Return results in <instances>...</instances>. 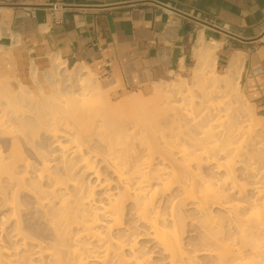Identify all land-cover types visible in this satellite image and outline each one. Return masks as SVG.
<instances>
[{"label": "bare ground", "instance_id": "bare-ground-1", "mask_svg": "<svg viewBox=\"0 0 264 264\" xmlns=\"http://www.w3.org/2000/svg\"><path fill=\"white\" fill-rule=\"evenodd\" d=\"M207 47L200 52L215 56ZM214 59L194 70L218 98L198 102L185 81L159 83L154 102H124L154 108L144 118L113 105L87 66L61 58L44 71L49 90L11 89L7 105L17 106L0 110L11 144L0 148V208L16 243L0 235V264H159L138 240L141 227L165 264H264V116L235 99L238 60L218 74ZM25 198L44 228L29 226ZM187 205L200 229L193 248Z\"/></svg>", "mask_w": 264, "mask_h": 264}, {"label": "crops", "instance_id": "crops-1", "mask_svg": "<svg viewBox=\"0 0 264 264\" xmlns=\"http://www.w3.org/2000/svg\"><path fill=\"white\" fill-rule=\"evenodd\" d=\"M54 58L125 88L191 76L206 58L225 74L238 60L264 116V0H0V73L34 82Z\"/></svg>", "mask_w": 264, "mask_h": 264}, {"label": "rangeland", "instance_id": "rangeland-1", "mask_svg": "<svg viewBox=\"0 0 264 264\" xmlns=\"http://www.w3.org/2000/svg\"><path fill=\"white\" fill-rule=\"evenodd\" d=\"M63 63L67 66V64L65 62H63ZM80 66H82V65H80ZM67 67L70 68L73 66H67ZM210 69L211 68H208L206 70V73L208 74L206 76H210V74L212 73V70H210ZM192 70H193V75H191V76H190V70L188 69V70H185L184 72H181V73H173L171 76H169L165 80H161V81H157V82L155 81V82H151V83L144 85V86H136L133 88H125V87H120L118 85H116V86L111 85L109 81L103 79L100 75H98L93 70L92 71H93V74H94L96 80L100 83V85L104 88V90L108 94L110 93L109 97L112 98V99L111 98L110 99H111V102L113 105H117V104L121 103L124 106L123 111H125L127 113H131L133 115H137L140 118H144V117H148L149 115L155 113L154 108L146 109L142 106L138 107L137 105L132 106L129 104H128V106H126V105H124V102H126L128 99H130L132 97H142L145 100L154 102L157 99L155 96V93H152V92H154V87L156 86V84L157 85L159 83L162 84L163 82H166V81L171 82L174 80L177 83H183L185 81L189 85V87H191L192 89L195 90L194 91L195 93L194 92L193 93H194V95L196 94L195 99L198 102L201 101L202 96H204L205 93H206L205 97L213 96V98H218V96L220 94H218L217 92H212V90L209 88L206 91L203 89L201 91L200 87L203 83H200V80L198 79L199 78L198 75H200V73L195 72L194 68ZM217 71L221 74L224 73V69H217ZM0 75H2V76H0V88H1V91H0V110L2 108H8L10 111H12L14 109V107L17 106L15 104L8 106L6 101H7V97L10 96L9 92L11 89L16 88L17 91H19V92L24 90L22 88V86H20V85H22V83H24L26 85L28 90L33 91L37 95H39L41 93V87L46 89V90H49L51 88L48 80L46 79L45 72L38 73L37 81L34 80V82H32V81L22 82L14 76L1 74V73H0ZM237 82L240 84V88H239L240 91L238 92L240 96L237 95V97H239V99L237 97H235V99L238 100L237 103H240V104L242 103L245 108L249 109L251 112L256 113L253 109L254 106H253L250 98L246 95V93L244 92V90L241 87L240 76H239V79H237ZM153 84H155V85H153ZM209 90H210V92H207ZM236 93L237 92L235 91V96H236ZM207 94H209V95H207ZM233 94H234V91H233ZM243 94H244V96H243ZM196 96H197V98H196ZM208 97L206 99H208ZM153 102H151L150 105H152ZM244 102H248V103L245 104ZM28 104H30V103L28 102ZM207 104L208 103H206L205 105H207ZM247 104L249 106H246ZM10 114H12V112ZM1 115H2V113H1ZM258 116L263 117L261 114H259ZM260 120H262V119H260ZM0 148L4 154L10 152L11 144H10L8 138H1L0 137ZM24 153H25V156L30 155V157L32 158V161L34 160V158L32 156L33 154L29 148H24ZM83 179H84L85 183H87L86 178L84 177ZM87 179H89V178H87ZM90 182L92 183L91 179H90ZM90 182L88 181V184H90ZM94 190H95V188H94ZM101 191L102 190H100L99 187H96V190H95L96 196H97V194L101 193ZM1 201L2 200L0 199V203H1ZM23 203H24V208L31 209V214L29 215V220H28L29 226H31V228H33V230L42 229V227L44 226V223L40 222V219L37 220L39 217L37 218L36 215H38L39 212H37L38 209L35 208L34 202L30 199L27 200L25 198V199H23ZM183 211H184L185 217L187 218V220H186L187 232L185 233V236H184L185 246H186V248H189V247L193 248V246H195V243H197V241H198V237L200 235V229L195 223V220H194L195 215H194V212H192V210L190 209V205L184 206ZM3 213H6V210L3 208H0V235L2 234V239L4 242L6 241L7 243H11L12 245L13 244L15 245L16 240L13 237L14 232H9V231L13 230L15 222L12 221L9 224V223L2 221L1 216L3 215ZM3 223H4V225H3ZM144 231H145L144 228L141 227L139 232H137V233L141 234V237L138 238L139 242L141 244L143 243V245L145 244V247H147L146 250L152 251V256H151L152 261L157 262L159 264H165L166 261L164 262L162 260L163 259L162 254L160 255L159 250L157 248H154V245L152 244V242L147 241V240H150V238L146 237ZM8 239H10V240H8ZM199 257L201 259H206V256H204V255L203 256L201 255ZM37 258H35V259H37ZM38 259H40V258H38ZM39 261L40 260H38L37 262H39ZM1 264H8V263L2 261ZM39 264H41V261L39 262Z\"/></svg>", "mask_w": 264, "mask_h": 264}]
</instances>
